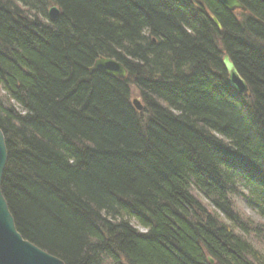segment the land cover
I'll use <instances>...</instances> for the list:
<instances>
[{
	"label": "trees",
	"instance_id": "obj_1",
	"mask_svg": "<svg viewBox=\"0 0 264 264\" xmlns=\"http://www.w3.org/2000/svg\"><path fill=\"white\" fill-rule=\"evenodd\" d=\"M238 1L0 0V186L24 240L64 264H264V5Z\"/></svg>",
	"mask_w": 264,
	"mask_h": 264
},
{
	"label": "water",
	"instance_id": "obj_2",
	"mask_svg": "<svg viewBox=\"0 0 264 264\" xmlns=\"http://www.w3.org/2000/svg\"><path fill=\"white\" fill-rule=\"evenodd\" d=\"M264 5V0H258ZM217 2L230 12L240 11L245 13L247 9L238 0H217ZM59 11L57 7H53L48 11V17L55 20ZM216 22L215 19H213ZM223 66L227 72L228 85L239 95H246L248 88L245 82L238 76L234 65L230 62L228 55L223 58ZM90 73L98 72L105 74L112 79L122 80L126 76V70L116 60L98 59L89 69ZM137 110H141L139 102L133 101ZM7 152L5 149V141L0 131V184L2 173L6 166ZM211 263L212 260L208 259ZM0 264H64L57 258H54L47 252L38 249L28 241L24 240L17 229H15L14 219L12 218L6 206L4 197L1 194L0 186Z\"/></svg>",
	"mask_w": 264,
	"mask_h": 264
},
{
	"label": "bare ground",
	"instance_id": "obj_3",
	"mask_svg": "<svg viewBox=\"0 0 264 264\" xmlns=\"http://www.w3.org/2000/svg\"><path fill=\"white\" fill-rule=\"evenodd\" d=\"M216 1H217V0H216ZM257 1H258V0H257ZM240 3H241V2H240ZM243 7H245V6H243ZM51 8H53V7H51ZM51 8H49V10H50ZM245 9H246V8H245ZM49 10H48V11H49ZM226 10H227V9H226ZM228 11H229V10H228ZM229 12H230V11H229ZM233 12H236V11H233ZM233 12H232V13H233ZM238 12H240V11H238ZM246 12H247V11H246ZM240 13H242V12H240ZM243 14H245V13H243ZM213 19H214V18H213ZM218 27H220V26H218ZM225 55H228V54H224V55H223V57H222V61H221L222 66H223V58H224ZM228 57H229V56H228ZM100 58H101V59H103V58H105V59H110V60H113V61L116 60V59H111V58H106V57H97V58L95 59V61L98 60V59H100ZM229 59H230V57H229ZM95 61H94V62H95ZM116 61H117V60H116ZM117 62H118V61H117ZM230 62H231V60H230ZM119 63H120V62H119ZM231 63H232V62H231ZM93 64H94V63H93ZM93 64H92V65H93ZM120 64H121V63H120ZM121 65H122V64H121ZM122 66H123V65H122ZM123 67H124V66H123ZM234 67H235V66H234ZM223 68H224V72L226 73V76H227V72H226V70H225V66H223ZM235 69H236V68H235ZM124 70H126V69H124ZM236 71H237V69H236ZM237 73H238V71H237ZM126 76H127V70H126ZM126 76H125V78L122 79V80H117V79H116V80H117V81H123V80L126 79ZM238 76H239V74H238ZM228 77H229V76H227V83H228ZM240 77H241V76H240ZM241 79H242V78H241ZM242 80H243V79H242ZM243 81H244V80H243ZM228 86H229V85H228ZM229 87H230V86H229ZM133 101H137V102H139V104H140V106H141V110H137V109H136L134 103H132ZM130 103H131L132 107L135 109V111H136L137 113H138V112L140 113V112L142 111L143 106H142V102L140 101V98H139V97H138V99H132V98H131V102H130Z\"/></svg>",
	"mask_w": 264,
	"mask_h": 264
},
{
	"label": "rangeland",
	"instance_id": "obj_4",
	"mask_svg": "<svg viewBox=\"0 0 264 264\" xmlns=\"http://www.w3.org/2000/svg\"><path fill=\"white\" fill-rule=\"evenodd\" d=\"M48 10H49V9H48ZM131 92H133L132 99H138V96H137L136 91H134L133 89H131ZM244 210H245V208H244ZM245 212H246V214H247L248 216H251L252 218L254 217V216H253V212H251L250 210L246 209Z\"/></svg>",
	"mask_w": 264,
	"mask_h": 264
}]
</instances>
